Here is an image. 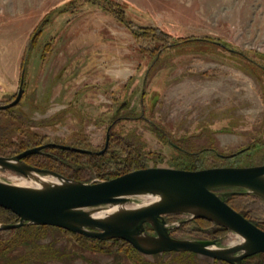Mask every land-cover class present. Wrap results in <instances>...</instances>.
Masks as SVG:
<instances>
[{"label": "rangeland", "instance_id": "rangeland-1", "mask_svg": "<svg viewBox=\"0 0 264 264\" xmlns=\"http://www.w3.org/2000/svg\"><path fill=\"white\" fill-rule=\"evenodd\" d=\"M21 80L20 101L0 111V155L51 143L94 152L108 132L102 154L47 145L23 160L83 182L147 167L264 164V0H0V104ZM11 176L25 177L0 168V181ZM227 200L264 227V197ZM14 220L0 209V224ZM164 220L175 238L241 241L190 213ZM72 235L42 233L40 245L67 255L43 264L187 263L174 251L81 249ZM194 261L224 264L200 254Z\"/></svg>", "mask_w": 264, "mask_h": 264}, {"label": "water", "instance_id": "water-1", "mask_svg": "<svg viewBox=\"0 0 264 264\" xmlns=\"http://www.w3.org/2000/svg\"><path fill=\"white\" fill-rule=\"evenodd\" d=\"M23 94L22 80L15 97L0 104V110L16 105ZM105 145L96 151L66 144L34 146L12 155H0V168L24 176L35 173L59 179L41 187H27L0 181V207L14 213L18 220L0 224L1 229L22 225H50L87 237L127 241L142 254L160 252H193L229 264H241L245 257L264 253V230L234 209L224 196L252 192L264 197V164L250 166H214L196 170L172 167L135 169L111 179L95 182L74 180L46 168L24 162L27 155L39 153L47 145L62 149L102 154ZM226 187L244 191L220 192ZM133 195L155 197L148 204H129ZM128 204L106 216L95 213L113 205ZM190 213L192 218H204L236 233L240 242L215 246V240L175 238L170 234L163 215ZM146 224L154 233L148 234Z\"/></svg>", "mask_w": 264, "mask_h": 264}, {"label": "trees", "instance_id": "trees-1", "mask_svg": "<svg viewBox=\"0 0 264 264\" xmlns=\"http://www.w3.org/2000/svg\"><path fill=\"white\" fill-rule=\"evenodd\" d=\"M0 111H7L6 109L0 110ZM0 209L3 211H6V213L9 214L10 217H13L15 220H18V217L12 213L9 210H6L4 208ZM240 211V210H239ZM241 212V211H240ZM244 216L248 217L243 213ZM250 221L251 218L248 217ZM224 229V228H222ZM12 234L10 236L4 235V232L6 230L0 231V264H43L46 260H59L66 257V251L65 250H59L56 248H50L46 245H40L38 240L41 238L42 233H50L51 231H57L58 233L62 232H70L68 230L50 226V225H22L17 228H11L7 229ZM152 230V228H151ZM72 237L76 238V241L80 245V248H90L94 247L95 249H101L106 248L108 250H117L120 249V246H126L128 249H132L134 252L136 251L135 248L131 246L127 241L119 238H112L110 240H101L96 238H91L84 236L79 233L71 232ZM52 245V244H48ZM24 247V250L22 252H13V249L16 247ZM50 248V249H49ZM93 248V249H94ZM138 253V252H137ZM168 253V252H165ZM176 252H172V255ZM180 256L181 259H186L187 263L185 264H196L194 261V258L197 254L193 252H187L182 251L176 253ZM155 257H158V254H154ZM264 262V255L262 254H256L250 257H247L245 259V262L243 264H261ZM180 262H177L179 264ZM224 264H229L226 262H223ZM143 264H148V262H144ZM181 264V263H180Z\"/></svg>", "mask_w": 264, "mask_h": 264}, {"label": "bare ground", "instance_id": "bare-ground-1", "mask_svg": "<svg viewBox=\"0 0 264 264\" xmlns=\"http://www.w3.org/2000/svg\"><path fill=\"white\" fill-rule=\"evenodd\" d=\"M28 177V178H25ZM25 177H20L17 178V176H11V182L12 184L15 185H20V186H27V187H41L47 183L50 182H57L59 179L55 178V177H50V176H40L38 174H31L30 176H25ZM155 199V197L153 196H148L145 195L144 196V202L142 204H148L151 201H153ZM123 207H130L128 204H120V205H113L107 209H102L97 211L95 214L97 216H106L108 214H110L111 212L117 210V209H121Z\"/></svg>", "mask_w": 264, "mask_h": 264}, {"label": "flooded vegetation", "instance_id": "flooded-vegetation-1", "mask_svg": "<svg viewBox=\"0 0 264 264\" xmlns=\"http://www.w3.org/2000/svg\"><path fill=\"white\" fill-rule=\"evenodd\" d=\"M227 196L228 195H226V196H224L223 198H224V200L229 204V205H231L229 202H228V200H227ZM232 206V205H231ZM233 207V206H232ZM234 208V207H233ZM234 209H236V208H234ZM237 211H239L238 209H236ZM240 212V211H239ZM240 213H242L243 214V212H240ZM171 215L172 214H165V215H163V219H165V218H167V217H171ZM246 215V214H245ZM248 218V217H247ZM249 219V218H248ZM252 220V222L253 223H255L256 225H258L261 229H263L264 230V227L262 226V223L261 222H258L257 220H254V219H251ZM150 230V229H149ZM150 232H152V233H154V231L153 230H150ZM171 234V233H170ZM257 254H262V255H264V253H257ZM254 255H256V254H254ZM251 256H253V255H251ZM248 257H250V256H248ZM247 257H245V258H243L242 260H241V264H243L244 263V261H245V259H246Z\"/></svg>", "mask_w": 264, "mask_h": 264}]
</instances>
